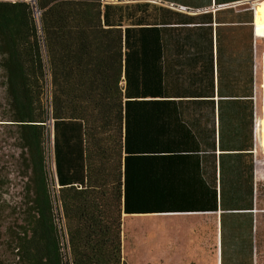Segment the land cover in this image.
Masks as SVG:
<instances>
[{"label":"trees","instance_id":"obj_1","mask_svg":"<svg viewBox=\"0 0 264 264\" xmlns=\"http://www.w3.org/2000/svg\"><path fill=\"white\" fill-rule=\"evenodd\" d=\"M145 13V2L0 0L4 121L27 168L22 221L0 229L12 258L0 264H126L122 214L159 212L148 189L164 157L146 109L169 100L146 75Z\"/></svg>","mask_w":264,"mask_h":264},{"label":"crops","instance_id":"obj_2","mask_svg":"<svg viewBox=\"0 0 264 264\" xmlns=\"http://www.w3.org/2000/svg\"><path fill=\"white\" fill-rule=\"evenodd\" d=\"M104 1L146 3V75L169 100L146 109L164 157L148 189L159 212L122 214L146 217V264H256L252 125L254 96L258 113L264 97V0Z\"/></svg>","mask_w":264,"mask_h":264},{"label":"rangeland","instance_id":"obj_3","mask_svg":"<svg viewBox=\"0 0 264 264\" xmlns=\"http://www.w3.org/2000/svg\"><path fill=\"white\" fill-rule=\"evenodd\" d=\"M35 11L38 16L39 11ZM256 20L258 26H264V2L256 8ZM6 114L4 90L0 88V180L4 182L0 187V229L11 222L22 221L27 180L25 155L20 148L16 128L4 121ZM44 150L50 179L54 177L51 136L45 137ZM261 156L260 154L259 157ZM257 175L259 181L256 187L255 259L256 264H264V164H258ZM52 187L55 193L56 185ZM57 204L58 201L55 202L56 206ZM145 222V216H129L123 221V259L126 264H146ZM4 240H0V255L11 259L12 252L8 248L5 249Z\"/></svg>","mask_w":264,"mask_h":264},{"label":"built area","instance_id":"obj_4","mask_svg":"<svg viewBox=\"0 0 264 264\" xmlns=\"http://www.w3.org/2000/svg\"><path fill=\"white\" fill-rule=\"evenodd\" d=\"M184 9V7H181ZM261 89L264 88V83H260ZM254 112H253V126H252V134H253V155H254V163L258 166L259 163L264 164V161H260L258 155L261 154L264 157V144H263V128H264V97L262 94L261 97V108L260 113L256 108V95L254 96ZM256 209H254V213Z\"/></svg>","mask_w":264,"mask_h":264},{"label":"bare ground","instance_id":"obj_5","mask_svg":"<svg viewBox=\"0 0 264 264\" xmlns=\"http://www.w3.org/2000/svg\"><path fill=\"white\" fill-rule=\"evenodd\" d=\"M256 28H257V26H256ZM262 136H263V144H264V128H263V134H262Z\"/></svg>","mask_w":264,"mask_h":264},{"label":"water","instance_id":"obj_6","mask_svg":"<svg viewBox=\"0 0 264 264\" xmlns=\"http://www.w3.org/2000/svg\"><path fill=\"white\" fill-rule=\"evenodd\" d=\"M31 1H33V2H34L35 0H31Z\"/></svg>","mask_w":264,"mask_h":264}]
</instances>
